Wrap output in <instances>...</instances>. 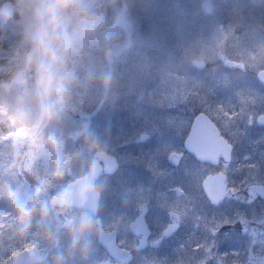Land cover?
I'll list each match as a JSON object with an SVG mask.
<instances>
[{"label": "rangeland", "instance_id": "1", "mask_svg": "<svg viewBox=\"0 0 264 264\" xmlns=\"http://www.w3.org/2000/svg\"><path fill=\"white\" fill-rule=\"evenodd\" d=\"M202 2L17 0V19L6 25L9 35L1 26L6 18L0 16V57L7 58L20 55L22 22L34 15L41 17L43 11L53 19V46L37 54L41 61L31 65L33 53H25L10 69L0 70V264H11L9 258L29 242L41 249L42 264H53V233L59 229L57 253L81 259L88 251L90 264L98 261L102 252L98 241L88 249L81 243V234L63 231L59 210L49 199L66 182L85 173L95 148L117 150L122 156L118 148L123 141L151 130L150 112L153 106L164 108L165 99L157 97L166 82L174 80L182 87L190 80L203 83L208 89L198 91L197 86L189 97L187 88L184 90L185 113L207 112L236 139V126L226 120L227 101L215 99L210 91L212 81L203 79L210 73L220 79L219 71H226L219 59L222 53L236 67L264 60V0H213L210 15L202 12ZM193 59L206 65L194 71ZM26 75L33 80L26 82ZM170 94L166 95L169 101L165 100L168 112L175 110L173 103L168 105L173 99ZM263 100L260 96L255 101ZM255 101L240 100L242 113L250 122L259 112ZM89 139L94 143H88ZM82 163L81 170L74 173L73 166ZM53 176L57 177L54 182ZM115 179L111 178L108 187ZM31 180L37 184L32 185ZM82 219L76 215V221ZM116 225L109 222L104 229ZM213 229L216 227L200 234L202 264H208L213 247H217L218 257L212 264H264V228L261 237L252 240L240 227L217 241Z\"/></svg>", "mask_w": 264, "mask_h": 264}, {"label": "flooded vegetation", "instance_id": "2", "mask_svg": "<svg viewBox=\"0 0 264 264\" xmlns=\"http://www.w3.org/2000/svg\"><path fill=\"white\" fill-rule=\"evenodd\" d=\"M12 2L15 5L17 0ZM15 10L16 13L11 19L3 15L6 18L3 20V27L8 31L6 35L10 31L6 25L17 19L16 6ZM43 12L41 17L34 15L31 20L20 24L23 30L20 29L18 33L22 41L18 60L25 53H33L34 60L31 65L42 60L37 59V54L43 48L53 46V19H49L51 15L48 12ZM221 62L226 71H219L220 79L210 73L203 80L212 81L213 90L209 89L215 99L227 101L229 118L226 120L236 126V139L226 131V126L218 124L207 112L189 110L185 113L184 90L187 88L186 96L189 97L197 86L198 91L206 87L203 83L190 80L186 81V87H182L179 82L176 81L175 84L172 82L174 80H170L165 86L162 85L161 96L164 98H157L169 101L166 95L171 92L173 99L168 105L173 103L174 111L168 112L169 106L165 100L164 108L151 103L150 106L154 107L150 112L153 116L149 118V123L154 122L151 123L152 129L145 130L132 141H123L118 148L122 156L117 150L109 152L100 148L93 149V158L89 157L91 163L100 152L105 157L113 156L116 164L115 172L110 173L105 160L99 159L101 172L95 182L98 193L97 213L69 204L66 196L64 200L67 201L63 205H53V208L59 210L57 215L62 218L65 231L81 234L84 247L86 245L91 249L94 242L98 241L102 252H99L100 258L94 264H202L201 260L204 258L199 248L200 234L202 230L210 227H216L212 231L215 241L222 234L233 233L240 227L250 240L261 237V230L264 228V197L259 194L258 188L264 187V111L261 109L264 107V100L261 103L255 100L264 96V82L258 77L264 71V60L247 61L248 65L242 63L239 67L230 60ZM191 68L194 71L201 69L193 64ZM168 71L175 73V69ZM24 78L26 82L33 80L27 75ZM36 80L39 79L34 77V81ZM222 88L225 89L223 93ZM243 98H252L259 106L254 122L248 121L247 115L242 113L240 100L243 101ZM199 113L206 114L214 122L218 134L230 146L229 151L216 149L210 157L204 156L203 159L190 152L187 140ZM253 116L254 113L250 112L249 117L254 119ZM89 136L91 137L90 134ZM122 138L120 135L119 141ZM90 142L94 143V140L89 139L88 143ZM123 159L124 163L130 161L131 164H124ZM82 166L83 163L78 168L73 166L76 170L74 173H78ZM88 169L89 167L77 179L84 176ZM217 174L224 175L225 195L219 202L214 203L205 192L204 181L208 176L216 180ZM113 177L116 179L108 187ZM56 178L53 176V182ZM63 179L66 181L69 178ZM72 181L66 182V185ZM30 182L34 186L37 184V180ZM212 189L214 191V186ZM144 207L147 208L145 223L149 233L135 234L131 231V226ZM76 215L82 216V221H76ZM55 216L53 213V221ZM114 221L116 227L108 231L104 229V226ZM251 229H255L256 233L252 234ZM60 232L59 229L53 233V264H90L92 254L88 251L81 255V259L69 253L63 255L56 252ZM101 232H115L116 247L129 250L131 259L126 261L124 257H116L110 253L100 240ZM216 252L217 247H213L210 255L209 252L206 254L209 255L208 264L217 260ZM42 258L45 259L43 254ZM9 260L12 264V257Z\"/></svg>", "mask_w": 264, "mask_h": 264}, {"label": "water", "instance_id": "3", "mask_svg": "<svg viewBox=\"0 0 264 264\" xmlns=\"http://www.w3.org/2000/svg\"><path fill=\"white\" fill-rule=\"evenodd\" d=\"M12 5L10 2H5L2 7V11L6 12L8 15H12ZM203 9L206 13H211L213 10V3L211 0H205L203 3ZM223 58V55L221 56ZM198 63V62H196ZM259 77L264 79V72L259 74ZM193 130L191 134L189 149L196 153L200 158L210 157L213 153V150H229L226 145H223L224 140L217 135V129L214 124L205 116L201 115L196 120V123L193 124ZM200 141V142H199ZM196 142V143H195ZM199 145H202L201 147ZM202 151V152H201ZM100 155V154H99ZM112 160L111 158H107ZM109 162V161H108ZM112 170L115 168V163H113ZM100 168L97 162H94L92 168H90L89 173L82 179L76 181L74 184L66 187L63 192L60 194V197L63 194L67 195L69 198L68 201L70 204L84 206L92 210L93 212L97 209V193L94 192V179L96 175V170ZM56 200H59L57 198ZM53 202V199H52ZM57 204L62 202L56 201ZM144 225L143 215L139 218L136 225L133 226V229L136 231L137 225ZM101 240L104 241L105 245L112 250L114 246V237L108 235L107 237L102 233ZM117 255H123L124 251L119 250L116 252ZM39 259V251L37 248H31L25 251H22L14 256V264H35Z\"/></svg>", "mask_w": 264, "mask_h": 264}, {"label": "trees", "instance_id": "4", "mask_svg": "<svg viewBox=\"0 0 264 264\" xmlns=\"http://www.w3.org/2000/svg\"><path fill=\"white\" fill-rule=\"evenodd\" d=\"M8 69H10L9 66H6L5 64L0 65V70H8Z\"/></svg>", "mask_w": 264, "mask_h": 264}]
</instances>
